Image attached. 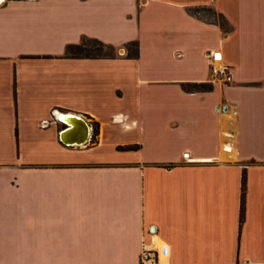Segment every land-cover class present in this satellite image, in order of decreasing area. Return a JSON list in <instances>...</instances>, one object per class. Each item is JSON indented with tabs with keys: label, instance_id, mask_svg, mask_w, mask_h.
<instances>
[{
	"label": "crops",
	"instance_id": "0c3cea01",
	"mask_svg": "<svg viewBox=\"0 0 264 264\" xmlns=\"http://www.w3.org/2000/svg\"><path fill=\"white\" fill-rule=\"evenodd\" d=\"M82 37L115 55H66ZM64 113L85 143L60 140ZM142 246L264 264V0H0V264H139Z\"/></svg>",
	"mask_w": 264,
	"mask_h": 264
},
{
	"label": "trees",
	"instance_id": "16d2710c",
	"mask_svg": "<svg viewBox=\"0 0 264 264\" xmlns=\"http://www.w3.org/2000/svg\"><path fill=\"white\" fill-rule=\"evenodd\" d=\"M190 13L194 14V15H199V17L201 18H206V19H210V20H213V21H218L220 23L221 26L224 25V19L218 15H216L213 11L211 10H208V9H201V8H198V9H190L189 10ZM202 12L208 14V16H205V15H202ZM214 16H216V19H214ZM84 40H91L93 41L96 45H97V48H96V51L97 53L96 54H92V53H86V54H76V53H72L71 52V49L72 48H76L78 50H86L83 46H84V43L83 41ZM130 45H133L134 46V53L136 54V42L133 41V42H128L125 47H126V50H127V54L129 55V46ZM105 47H108V48H111V49H114V47L110 44H105L103 43L102 41L100 40H97V39H90V38H86V37H82L81 41L79 43H76V44H68L66 45L65 47V54L66 55H71V56H94V57H112L115 55L114 52L110 53V54H105V53H101V49L102 48H105ZM192 87L193 88H197V87H200L199 84H192ZM97 133V124L94 123L93 124V130H92V136L96 135ZM134 146L133 145H118L116 148L117 149H129V148H133ZM242 196H243V192H241V205H240V209H239V219L241 220L242 219V216H243V208H242Z\"/></svg>",
	"mask_w": 264,
	"mask_h": 264
},
{
	"label": "built area",
	"instance_id": "2783aa9c",
	"mask_svg": "<svg viewBox=\"0 0 264 264\" xmlns=\"http://www.w3.org/2000/svg\"><path fill=\"white\" fill-rule=\"evenodd\" d=\"M206 61L208 66V73L212 80L222 83H229L232 80L231 68L223 61V56L220 50L213 49L208 51ZM58 120L61 121L59 117ZM156 260L157 255L155 250L142 246L139 253V264H156Z\"/></svg>",
	"mask_w": 264,
	"mask_h": 264
},
{
	"label": "water",
	"instance_id": "95a60500",
	"mask_svg": "<svg viewBox=\"0 0 264 264\" xmlns=\"http://www.w3.org/2000/svg\"><path fill=\"white\" fill-rule=\"evenodd\" d=\"M67 115H68L67 113H64V114H59V116H58L60 118V120L64 123V127L61 128L59 131L60 140H62L64 143H67V144L79 145V144L85 143L87 141V138L89 135L88 124H85L84 121L80 117H78L77 115H75V114L70 115V116H73L74 119L79 120L80 122L84 123L83 126L85 128V133L81 138H77L78 137L77 133L74 132L71 128V126H72L71 122L66 120ZM67 130H70L69 134L66 136L68 140L63 137L64 133Z\"/></svg>",
	"mask_w": 264,
	"mask_h": 264
},
{
	"label": "rangeland",
	"instance_id": "374dc122",
	"mask_svg": "<svg viewBox=\"0 0 264 264\" xmlns=\"http://www.w3.org/2000/svg\"><path fill=\"white\" fill-rule=\"evenodd\" d=\"M214 19H216V16H214ZM84 43V48L86 50H78L76 48H72L71 49V52L72 53H76V54H86V53H92V54H96L97 51H96V48H97V45L91 41V40H84L83 41ZM101 53H105V54H110L112 52H116V49H111V48H108V47H105V48H102ZM134 52V46L133 45H130L129 46V53L132 54Z\"/></svg>",
	"mask_w": 264,
	"mask_h": 264
},
{
	"label": "bare ground",
	"instance_id": "6f19581e",
	"mask_svg": "<svg viewBox=\"0 0 264 264\" xmlns=\"http://www.w3.org/2000/svg\"><path fill=\"white\" fill-rule=\"evenodd\" d=\"M66 120L70 121L72 125L75 123H82L79 120L74 119L73 116H66Z\"/></svg>",
	"mask_w": 264,
	"mask_h": 264
}]
</instances>
